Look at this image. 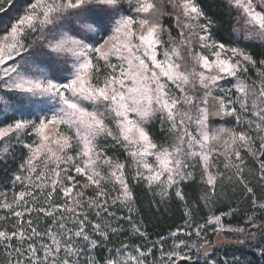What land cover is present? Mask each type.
<instances>
[{"label": "snow or ice", "instance_id": "1", "mask_svg": "<svg viewBox=\"0 0 264 264\" xmlns=\"http://www.w3.org/2000/svg\"><path fill=\"white\" fill-rule=\"evenodd\" d=\"M219 8L0 0V164L24 188L0 191V264H264V0ZM140 191L182 223L152 239ZM209 231L250 258L213 255Z\"/></svg>", "mask_w": 264, "mask_h": 264}, {"label": "trees", "instance_id": "2", "mask_svg": "<svg viewBox=\"0 0 264 264\" xmlns=\"http://www.w3.org/2000/svg\"><path fill=\"white\" fill-rule=\"evenodd\" d=\"M15 3L17 5L22 3V0H15ZM200 3L205 7V10L211 15L215 13L216 15H219L221 12V9L219 8V5L221 3V0H200ZM18 13V9L16 7H13L9 10L7 13V16L14 17V15ZM235 14H233L234 16ZM6 16L5 13L0 12V18H4ZM166 26L170 27L173 29L174 34L175 33V28L173 24V18H167L165 20ZM233 21L229 20L227 23L224 25V28L227 30H231V25ZM249 50H252V46L249 45ZM261 49L256 48V58H260V53ZM154 130L156 132H159L160 130V125L159 121H155L154 124ZM18 160V159H17ZM248 162V168L245 169V176H247L249 179H252V177L249 175V169L255 167V163L251 160V158H247ZM19 164V161H16V163H10L9 168L11 171L6 172L5 171V166L3 164H0V186H5L8 189H10L11 184V172L15 171L17 169V165ZM254 182V181H253ZM228 192V196L230 197V202L232 203V206L237 209H242L244 207V203L241 200L240 196L238 195H233L232 190L229 191L226 189ZM186 192L189 197L193 198V200L197 199L199 197V190L195 187L186 189ZM138 211H139V216L143 218V221L145 223V226L149 233L151 234L152 239H157L158 235L160 236H166L169 232L170 229H174L175 226L179 225L182 223L180 220V209L177 205L175 204H169L167 208H164L163 206L157 208V205L153 203L152 196L151 194H145L143 191L139 192V198H138V204L135 206ZM3 214V211L0 210V215ZM199 215H204V217L207 216V210L205 209L204 213H198ZM37 220V217H35ZM202 221V220H201ZM200 221V222H201ZM243 222V217L238 216L235 219H232L231 223L236 224V223H242ZM202 223V222H201ZM47 226L46 223L42 222V220L39 222V228L43 227L45 228ZM213 255L217 257H222V256H228L231 257L233 255L236 256H247L250 258V250L245 248L242 245H235V244H225L219 248H217L214 252Z\"/></svg>", "mask_w": 264, "mask_h": 264}, {"label": "rangeland", "instance_id": "3", "mask_svg": "<svg viewBox=\"0 0 264 264\" xmlns=\"http://www.w3.org/2000/svg\"><path fill=\"white\" fill-rule=\"evenodd\" d=\"M168 7H170V6H168ZM17 14H18V13H16V14L14 15V17H15ZM170 17H172V16H165V17H164L163 23L165 24V26H166L165 20H166L167 18H170ZM172 18H173V24H174V26H175V19H174V17H172ZM164 39H167V36H165ZM158 121H159V120H158ZM225 126H226V127H231L232 125H231V123H229V124H227V125H225ZM0 151H2V148H0ZM121 158H122V157H121ZM17 161H19V159H18ZM19 162H20V161H19ZM220 166H221V168H223V164H222V163H221ZM225 183H226V182H225ZM226 189L229 190V191H231V190H232V186H231V185H227ZM23 190H24V188L21 187V186H17L15 189H13L12 187H10V189H8V188L5 187V186H2V187L0 186V191H6V192H7V195H8V199H9V201H11L14 192H19V191H23ZM57 200L59 201V198H57ZM1 214H2V213H1ZM3 214H4V213H3ZM3 214H2V215H3ZM35 217H36L35 214H33L32 219H33L34 221H36ZM205 218H207V216H206ZM42 222H43V221H42ZM201 222L203 223V220H202ZM46 227H47V226H46ZM46 227H45V228H46ZM45 228L41 227L40 229L43 231ZM207 239L211 241V243H212V245L214 246V249H215V250H216L217 248H219V247L225 245V244H235V245H240V244L236 243L234 237H231V236H227V237H226V236H225L224 234H222V233H221V234H216V233H213V232L209 231V233H208V235H207ZM200 242L203 243V241H200ZM201 251H205V250L202 249ZM192 255H193V256L197 255V253H196L195 250H193ZM2 260H3V256L0 255V261H2Z\"/></svg>", "mask_w": 264, "mask_h": 264}]
</instances>
